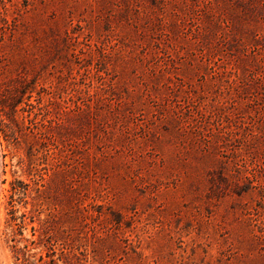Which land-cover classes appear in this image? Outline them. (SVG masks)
<instances>
[{
  "label": "rangeland",
  "instance_id": "374dc122",
  "mask_svg": "<svg viewBox=\"0 0 264 264\" xmlns=\"http://www.w3.org/2000/svg\"><path fill=\"white\" fill-rule=\"evenodd\" d=\"M13 245L264 264V0H0V264Z\"/></svg>",
  "mask_w": 264,
  "mask_h": 264
},
{
  "label": "trees",
  "instance_id": "16d2710c",
  "mask_svg": "<svg viewBox=\"0 0 264 264\" xmlns=\"http://www.w3.org/2000/svg\"><path fill=\"white\" fill-rule=\"evenodd\" d=\"M14 250V257L18 264H34V262H30L29 259L34 256L29 255L27 250V245H24L22 249H16L15 246H12ZM39 261H42V257L39 256Z\"/></svg>",
  "mask_w": 264,
  "mask_h": 264
}]
</instances>
